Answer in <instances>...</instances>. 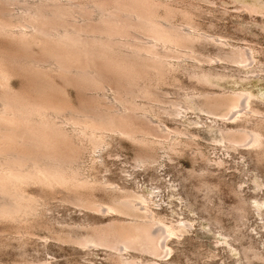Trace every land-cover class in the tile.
<instances>
[{
    "label": "bare ground",
    "instance_id": "obj_1",
    "mask_svg": "<svg viewBox=\"0 0 264 264\" xmlns=\"http://www.w3.org/2000/svg\"><path fill=\"white\" fill-rule=\"evenodd\" d=\"M7 1L22 2V7L9 9L4 5ZM177 16L182 18L179 23ZM219 36L201 30L189 13L162 0H0V223H35L43 197L60 190L68 201L110 217L105 223L88 221L79 226L81 232L57 231L59 240L82 248L101 247L106 264H159L142 254L164 259L172 251L168 239L182 236L192 223L186 219L168 223L150 209L145 193L87 178L81 168L83 154L88 145L103 149L107 131L137 146L136 163L155 161L160 148L180 153L196 144V134L156 123L154 114L184 119L192 111L199 117L192 123L208 128L213 146L237 153L243 162L247 156L255 168L263 167L260 95L218 85L251 79L226 68L249 67L253 46L225 47L229 42ZM208 43L215 46L213 57L201 51ZM186 57L196 58L189 59L192 63H208L182 67ZM211 61H221L223 69L213 67ZM180 66L192 81L206 87L188 92L189 88L166 106L159 85ZM13 75L21 79L18 89L9 82ZM107 87L116 94L112 101L105 97ZM69 88L77 93L76 104L67 95ZM198 153L205 156L201 150ZM222 162L218 159L214 164ZM206 170L200 168L195 174L205 191L216 185L207 180ZM256 177L254 188H259L263 183ZM29 185L36 186L34 193L27 191ZM241 190L240 185L231 186L237 221H243L249 205ZM260 206L255 204L256 211ZM213 223L222 231L216 216ZM221 234L230 237L225 231ZM236 240L223 242L232 246ZM252 249L250 244L241 245L246 260L256 255ZM166 263L179 264L173 259Z\"/></svg>",
    "mask_w": 264,
    "mask_h": 264
},
{
    "label": "rangeland",
    "instance_id": "obj_2",
    "mask_svg": "<svg viewBox=\"0 0 264 264\" xmlns=\"http://www.w3.org/2000/svg\"><path fill=\"white\" fill-rule=\"evenodd\" d=\"M36 1L29 0L30 3ZM162 1H168L189 13L194 22L206 33L216 38L220 35L219 38L229 42L225 47H230V44L241 47L253 46L254 61L249 67L240 68L238 71L235 65L233 67L230 64L227 70L225 69L229 72L242 73L241 75H251V79L237 82L235 85L230 81L218 85L223 88L250 89L258 96L260 95L259 98L264 105V0ZM4 5L9 9L18 10L22 7V2L7 1ZM180 20H182L181 16L175 18L176 23L181 22ZM201 51L203 55L205 54L204 56L213 57L215 46L212 43L204 44ZM189 59L196 58L186 57V60L180 63L181 66L188 65L189 67L190 64H197ZM173 62L176 63V61ZM204 63L208 62L200 60L197 65H204ZM210 63L217 69H223L221 61ZM181 66L173 73L176 76L172 75L173 77H169V80L159 85L161 89L158 88L159 92L164 93L159 94H162L161 99L164 98L166 102L162 103L166 106L174 101L175 97L177 99V96L180 98L182 93H187L189 88L188 92L194 88L206 87L192 81ZM250 69H252L251 72H249ZM9 82L14 89L20 88L21 79L19 77L13 75ZM70 89H67V95L70 101L76 104L78 102L77 93L73 88ZM104 94L108 101L114 100L113 97L116 96L111 87L110 89L107 87ZM138 101H143V99L139 98ZM186 115L184 119H173L171 116L154 114L156 123H164L169 129L178 126V128L188 129L196 134V144L181 147L184 150L180 149V153L178 150V152L171 153V151L160 148L157 150L155 161L146 165L136 163L137 146L128 138L114 135L113 131L110 133L107 131L105 142L100 146L104 147L103 149L96 151L91 145L87 146L82 159V172L86 171L85 176L91 180L145 193L146 197L150 198V201L147 199L150 209L165 216L164 220L168 223H178L182 219L192 223V226L189 225L188 230L182 236L168 239L172 251L164 259H154L150 255L142 254L145 259L155 260L159 264H167L166 261L171 259L179 264H264V166L258 165L257 170L247 156L246 161L243 162L239 160L237 153H228L221 146H213L208 128L200 127V123L196 125L192 123L199 117H196L192 111ZM205 121L210 122L208 119ZM151 124L154 125V123ZM199 150L203 152L205 156L202 157H206L208 162L204 160L205 158L199 157ZM218 159L223 161L221 166L214 164V161ZM200 168L207 169V180L216 183L212 190L205 191L206 189L198 185L197 180L199 179L195 174L200 171ZM255 175L258 176L256 177L258 181L263 183L259 188H254ZM237 185H240L241 194L249 204L243 221H237L232 212L236 198L231 191V186L236 187ZM26 189L29 193H34L36 186L29 185ZM96 192L101 197V193ZM42 200L43 206L39 210V215L36 216L38 218H35V223H19L20 226L17 223L14 225L7 222L0 223V264H42V261L49 264L107 263L106 252L101 247L88 249L72 242H62L57 238L56 232L63 229V231L72 230L74 233L81 232L80 227L88 221L107 222L110 217L108 214L100 215L84 207L81 208L68 201L64 192L60 190L48 193ZM257 203L261 204L258 211L254 208ZM215 216L223 226L222 231H225V234L229 233L230 237L226 238V235L221 234V228L218 230L217 225L214 223L212 225V218ZM232 237H238V240L231 241L232 246L223 242L224 239L231 240ZM249 244L253 247L251 251L255 252L256 257L252 255L253 257L250 256L246 260L241 251V245Z\"/></svg>",
    "mask_w": 264,
    "mask_h": 264
}]
</instances>
